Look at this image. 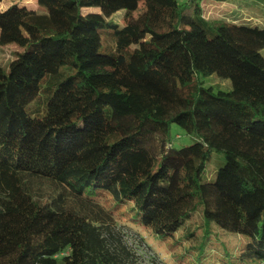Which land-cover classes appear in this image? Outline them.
I'll use <instances>...</instances> for the list:
<instances>
[{"label": "trees", "instance_id": "16d2710c", "mask_svg": "<svg viewBox=\"0 0 264 264\" xmlns=\"http://www.w3.org/2000/svg\"><path fill=\"white\" fill-rule=\"evenodd\" d=\"M36 2L46 14L0 9V45L22 47L0 66V264H127L119 225L177 264H264V19H208L201 0ZM212 74L232 89L204 86ZM172 124L197 141L172 148ZM211 151L225 162L204 182Z\"/></svg>", "mask_w": 264, "mask_h": 264}, {"label": "rangeland", "instance_id": "374dc122", "mask_svg": "<svg viewBox=\"0 0 264 264\" xmlns=\"http://www.w3.org/2000/svg\"><path fill=\"white\" fill-rule=\"evenodd\" d=\"M186 1L187 0H178L179 3ZM12 2L28 4L30 7L37 9L39 13H47L45 7L38 6L36 0H2L0 3V9L6 8ZM201 7L203 9L204 17L208 19H223L236 24H246L259 27L263 26L264 0H201ZM85 10L99 11L97 8H89ZM85 10H83V12H85ZM123 12L124 11L121 10L114 13L108 20L122 27ZM188 29L192 31L195 30L193 26H188ZM21 50L22 47L17 44L7 46L0 45V66L7 70L9 63L15 58L16 52ZM103 51L108 52L109 50L104 48ZM261 54L264 57V49L261 50ZM199 79L204 86L212 87L215 92H228L232 89L231 80L221 78L217 74L200 76ZM40 100H42V98H40ZM37 104L38 99L30 103L28 109H35ZM169 140L172 148L179 149L193 144L197 141V138L194 134H189L184 131L177 124H172ZM224 162V154L211 151L204 163L202 180L204 182H213L216 179L218 169L224 164ZM116 230L125 250L130 253V257H127L129 261L127 264H177V262L174 263L172 261L174 258L171 257L169 250L157 240L153 238H148L147 240L145 238L142 239L141 236L134 231L120 225L117 226ZM226 238L229 244H233V242H237L238 240L236 236L232 235H228ZM207 262L219 264L220 258L210 257Z\"/></svg>", "mask_w": 264, "mask_h": 264}]
</instances>
